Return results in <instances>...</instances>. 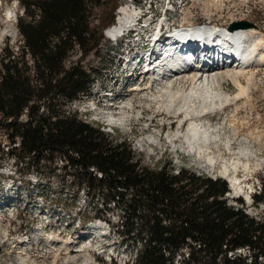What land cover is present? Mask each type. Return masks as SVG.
Wrapping results in <instances>:
<instances>
[{"label": "trees", "instance_id": "1", "mask_svg": "<svg viewBox=\"0 0 264 264\" xmlns=\"http://www.w3.org/2000/svg\"><path fill=\"white\" fill-rule=\"evenodd\" d=\"M19 1L21 44L0 46V138L16 143L4 152L16 158V167L51 165L59 154L61 168L89 200H116L124 216L115 231L137 245L131 264H176L183 251L181 264H264V215H249L240 198L229 200L225 180L166 162L143 166L125 141L114 144L99 124L66 110L92 91L98 73L82 59L104 37L89 18L113 0ZM75 49L82 56L66 67ZM71 198L75 203L78 192ZM251 198L254 206L262 203L264 186Z\"/></svg>", "mask_w": 264, "mask_h": 264}, {"label": "rangeland", "instance_id": "2", "mask_svg": "<svg viewBox=\"0 0 264 264\" xmlns=\"http://www.w3.org/2000/svg\"><path fill=\"white\" fill-rule=\"evenodd\" d=\"M135 2L143 4L142 0H113L112 3H107L93 11L89 18L91 27L97 30L103 28L104 39L93 53L82 59V64L87 70L97 72L98 76L94 79L90 95L73 102L66 110L77 112L82 120L99 124L100 130L103 128L109 132L106 134L112 138L114 144L125 141L135 156L141 158V165H146L150 169H156L161 163L166 162L174 168L184 166L207 173L212 177H221V170L225 163H236V170L231 173L238 179L240 190L235 192L231 189L226 197L229 200L242 199L245 203V211L251 216L264 215V201L254 206L251 198L253 194L260 192L261 185L264 186V66L244 73L249 79L244 75L241 76L242 79L240 77V84L246 89L243 99L240 98L239 101L233 103L234 105L224 107V111L203 118L205 121L202 119L201 125L206 126L211 136L215 137H211L213 142L211 141L209 145V155L213 156V163L212 165L202 163L203 160L200 161L197 156L185 149L181 138L188 131L189 121L186 122L187 119H184L183 114L179 119L174 118L164 111L165 107L162 108L159 105L158 97L165 84L155 83L152 75L143 78L140 83L138 73L130 76L128 68L121 64L120 58V54L127 48L112 42L110 40L112 38L105 35L111 20L112 24H116L118 8L127 7ZM167 2L172 8L169 4L166 5V8L171 10L169 16L168 13L166 16L174 25L192 26L210 23L213 27L214 25L227 27L229 23H246L255 25L256 30L264 38V0L145 1L147 5L153 6L160 17L166 10ZM113 3L117 5L114 10H111ZM22 10L23 5L19 0H1L0 46L5 42L13 47L21 44L16 22L17 18L22 15ZM197 47L199 51L198 44ZM133 48L136 49L137 46ZM81 56V52L75 49L69 54L66 67L78 61ZM137 82L139 84L134 86L133 84ZM182 86L188 89L189 83L182 84ZM222 92L223 95L234 96L238 94L239 88L229 79L225 81ZM106 94L119 97L120 102L112 108L108 107L105 103ZM120 111L125 113L124 117L121 121L112 123L111 120L118 117ZM172 136L181 137L173 139ZM14 146L16 143L9 144L5 136L0 138V188L9 184L14 186L12 192H15V188L18 189L17 200L20 206L27 209L25 215L27 219L25 218V226L19 224L13 226L12 218L9 217L11 208L0 207L2 211L0 212V264L133 263L136 258L137 245L132 247L130 239L115 231V227L121 223L124 216V210L116 203V200L105 201L100 197L89 200L86 192H83L85 188L65 174L69 170L64 171L61 168L65 164V158L59 154L56 155L53 163H49L51 165L48 163L32 164L31 171H25L21 165L16 167V158L12 154H4ZM26 161L27 159L22 161V164ZM93 173L99 178L98 173L95 171ZM76 191L79 198L73 203L71 196ZM4 194H7V191L4 190L3 197ZM245 199H249L250 202H246ZM47 208H50V211L44 212ZM35 209H39L40 212ZM30 210H35L39 218L48 222L46 225L44 221V226L47 227L45 231L49 236L46 235L45 238L49 244H44L43 225L40 220L33 219V216L29 215ZM96 210L102 211L103 216L96 217L93 213ZM82 217L86 220L93 219L85 222L86 225L89 222H100L102 228L98 224L100 228L95 229L94 234H89L88 227L79 228L78 222ZM1 224L4 227H11L13 231L17 229V232L21 233L19 235L21 239L26 240L27 244L17 250V253L24 257V263L18 262L14 250L5 247L4 241H13V233L10 229H8L10 232L2 233ZM59 234L63 242L67 240L72 244L73 241L75 242V245L69 247V253L58 249L56 242L60 241L54 239V243L50 237ZM99 248L104 252H98ZM39 250L44 251V260L43 254L34 255L29 259V254H37ZM75 250L78 251L74 252ZM107 254H111L114 259L110 261ZM183 254L185 251L176 256V264H181L180 257ZM237 254L242 257L248 256L244 250L237 251ZM85 258L88 259V263L84 262Z\"/></svg>", "mask_w": 264, "mask_h": 264}, {"label": "bare ground", "instance_id": "3", "mask_svg": "<svg viewBox=\"0 0 264 264\" xmlns=\"http://www.w3.org/2000/svg\"><path fill=\"white\" fill-rule=\"evenodd\" d=\"M118 11L116 24H113L112 27L110 26L105 32V35L112 39H116L124 33L137 15L135 10H130L127 7H121ZM206 25L178 26L181 29L175 34L176 42L173 46L175 50L169 46L166 48L163 54L164 61L166 62L165 70L164 68L160 69L161 71L169 70L168 73L171 74L166 76V78L160 79V82L156 81V79H159L157 77L158 74L155 76L151 75L155 83L160 84L163 82L165 84L161 95L158 97L160 101L159 105L162 108L165 107L164 111L174 118L179 119L180 115L183 114L184 119H187L186 122L189 121L188 131L184 132L185 134L182 137L172 136V138L181 137L184 147L189 153L197 156L200 161L203 160L202 163L212 165L214 158L209 155V145L211 141L213 142L211 138L213 136H211L206 126L201 125L202 119L208 118V116L210 117L212 114H216L222 110L224 111V107L236 103L240 98L243 99L246 89L240 84V77L245 76L244 73H247L251 69L264 66V38L256 30L255 25L229 23V26L238 25L235 29L239 30H235L233 33H227L226 29L222 26L214 25L213 27L210 23H206ZM187 38L190 40L189 43L185 41ZM197 44L201 48V51L200 48L197 51ZM216 49L222 54L220 61L223 64L231 63V65L215 68L214 57ZM234 58L237 60V63L232 60ZM230 60L232 62H229ZM185 61L195 63L198 67L202 65V67L196 68L194 66L196 69L194 68L195 70L190 72H176L177 69L184 65ZM197 69H200V71ZM229 79L239 88L238 94L234 96L221 94L225 81ZM243 79L245 78L243 77ZM185 83H189L188 89L183 88L182 84L184 85ZM124 115V112L119 113L118 117L111 118V122L121 121ZM203 120L205 121V119ZM236 167V163H225L221 170V177L228 180L231 189L235 192L240 190L238 179L232 176ZM97 228H100V226L93 224L90 227L91 233H94ZM25 241L20 239L18 247H24L27 244ZM56 243L58 244V248H63L66 252H69V247L72 245V242L69 240ZM15 246H17V243H13L12 247ZM84 262L88 263L89 261L85 258Z\"/></svg>", "mask_w": 264, "mask_h": 264}, {"label": "built area", "instance_id": "4", "mask_svg": "<svg viewBox=\"0 0 264 264\" xmlns=\"http://www.w3.org/2000/svg\"><path fill=\"white\" fill-rule=\"evenodd\" d=\"M100 176V175H99ZM2 226H3V224H1ZM8 229H10V230H12V232L11 233H13L14 231H13V229H11V227H4L3 229H2V233H4V232H10ZM14 234V233H13ZM16 236V235H15ZM1 251V250H0ZM44 251H41L40 252V250H39V253H37V254H29V259H31L32 258V256H34V255H42L43 254V256H44V253H43ZM8 253V252H7ZM6 261H7V258H6Z\"/></svg>", "mask_w": 264, "mask_h": 264}, {"label": "water", "instance_id": "5", "mask_svg": "<svg viewBox=\"0 0 264 264\" xmlns=\"http://www.w3.org/2000/svg\"><path fill=\"white\" fill-rule=\"evenodd\" d=\"M246 24V23H245ZM239 25H241V24H239ZM246 25H248V24H246ZM236 26H238V25H232V26H230V30H233L234 28H237ZM220 177V176H219ZM221 178V177H220ZM222 179H224V178H222ZM225 181L227 182V185H228V188H229V190L231 191V186H230V184H229V182L225 179Z\"/></svg>", "mask_w": 264, "mask_h": 264}]
</instances>
